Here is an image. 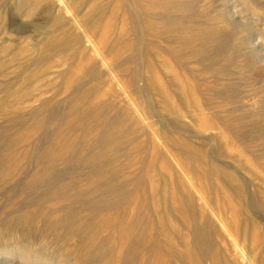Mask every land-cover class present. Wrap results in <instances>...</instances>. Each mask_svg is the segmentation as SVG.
<instances>
[{
  "label": "rangeland",
  "instance_id": "374dc122",
  "mask_svg": "<svg viewBox=\"0 0 264 264\" xmlns=\"http://www.w3.org/2000/svg\"><path fill=\"white\" fill-rule=\"evenodd\" d=\"M227 1L0 0V264H264V9Z\"/></svg>",
  "mask_w": 264,
  "mask_h": 264
},
{
  "label": "bare ground",
  "instance_id": "6f19581e",
  "mask_svg": "<svg viewBox=\"0 0 264 264\" xmlns=\"http://www.w3.org/2000/svg\"><path fill=\"white\" fill-rule=\"evenodd\" d=\"M228 1H230V0H228ZM246 2H249L248 4L251 3L256 10L257 9H264V0H246ZM245 4H247V3H245ZM236 6L237 5H235L234 2H232L231 5L229 4V7L232 9H235ZM232 17L236 18L237 15L235 16V14H234V15H232ZM237 18H242V16H239ZM233 23H235V22H233ZM262 35H264V32L260 34V31H258V29H257L253 32H250L249 38L247 37L248 39L246 41L247 47L251 50V53L253 54L252 56H254L256 61L259 64H261L260 68L264 67V36L262 37ZM256 61L255 62L253 61V63L255 64ZM0 260H5V259H0ZM12 263H13L12 259H10L9 262H6V264H12Z\"/></svg>",
  "mask_w": 264,
  "mask_h": 264
}]
</instances>
